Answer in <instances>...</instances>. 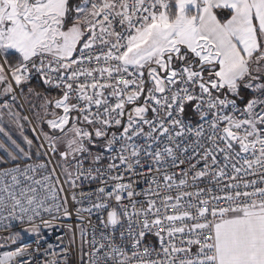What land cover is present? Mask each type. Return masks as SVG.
I'll return each instance as SVG.
<instances>
[{
	"label": "snow or ice",
	"instance_id": "snow-or-ice-1",
	"mask_svg": "<svg viewBox=\"0 0 264 264\" xmlns=\"http://www.w3.org/2000/svg\"><path fill=\"white\" fill-rule=\"evenodd\" d=\"M0 230L37 241L0 264H264V0H0Z\"/></svg>",
	"mask_w": 264,
	"mask_h": 264
},
{
	"label": "built area",
	"instance_id": "built-area-1",
	"mask_svg": "<svg viewBox=\"0 0 264 264\" xmlns=\"http://www.w3.org/2000/svg\"><path fill=\"white\" fill-rule=\"evenodd\" d=\"M25 112H26V110H25ZM67 223L75 225V223H76L75 216H73L71 220L67 221ZM14 230H19V229L17 228ZM7 235H9V233H6V232L0 230V245H2V246H0V256H3L6 252H12V251L20 250V249H22L23 245H31V247H29V248H24L23 250H25V251H32L36 247L37 241H36V238L34 236H26L23 240L18 241L16 244H12L10 241H6L5 239H3ZM71 235H72L71 233L64 235V232H62L60 230H56L55 232H47L45 240L41 241V243H44L45 246L47 245V243H51L55 246L59 243V241L57 240V237L58 236H64L63 246H67ZM80 248H81L80 237H79V233L77 232L76 244L73 246V250L70 254L72 264H84V262H86L89 259V257L87 255H85L83 257V260H81ZM54 250L59 251V248H55ZM83 251L85 253L88 251V245L83 246ZM33 259H36V258L33 257ZM45 259H47V257H45L43 255V250H41V253L39 254L38 264H44Z\"/></svg>",
	"mask_w": 264,
	"mask_h": 264
},
{
	"label": "rangeland",
	"instance_id": "rangeland-1",
	"mask_svg": "<svg viewBox=\"0 0 264 264\" xmlns=\"http://www.w3.org/2000/svg\"><path fill=\"white\" fill-rule=\"evenodd\" d=\"M28 108V107H27ZM24 109L26 110V107L24 106V108H23V111H24ZM29 110V109H28ZM29 112H30V110H29ZM25 114H29L28 112H27V110H26V112H24ZM31 113V112H30ZM45 130H47V128H46V126H45ZM25 133H27V136L29 137V138H34L33 137V133L31 132V127L30 126H27V129H26V126H25ZM14 137L18 140V142H20L21 144H23V140H22V138L20 137V135L16 132L15 134H14ZM26 237V236H25Z\"/></svg>",
	"mask_w": 264,
	"mask_h": 264
},
{
	"label": "crops",
	"instance_id": "crops-1",
	"mask_svg": "<svg viewBox=\"0 0 264 264\" xmlns=\"http://www.w3.org/2000/svg\"><path fill=\"white\" fill-rule=\"evenodd\" d=\"M10 130H11V132H12L13 138H15V137H14V134H15L17 131H16V129L14 128V126L11 127ZM17 133H18V132H17ZM18 134H19V133H18ZM15 139H16V138H15Z\"/></svg>",
	"mask_w": 264,
	"mask_h": 264
},
{
	"label": "trees",
	"instance_id": "trees-1",
	"mask_svg": "<svg viewBox=\"0 0 264 264\" xmlns=\"http://www.w3.org/2000/svg\"><path fill=\"white\" fill-rule=\"evenodd\" d=\"M24 106L26 107V110H27V112L29 113V115H31V113L29 112V110H28V108H27V104H26V103H25ZM23 114H25L24 111H23ZM27 126H28V125H26V129H27ZM25 135H27V133H25Z\"/></svg>",
	"mask_w": 264,
	"mask_h": 264
}]
</instances>
